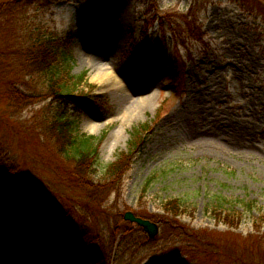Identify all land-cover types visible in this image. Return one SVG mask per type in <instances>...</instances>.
<instances>
[{
    "label": "rangeland",
    "instance_id": "374dc122",
    "mask_svg": "<svg viewBox=\"0 0 264 264\" xmlns=\"http://www.w3.org/2000/svg\"><path fill=\"white\" fill-rule=\"evenodd\" d=\"M25 1L0 17V95L9 78L36 95L15 111L0 96V220L17 227L46 202L35 220L92 234L108 264H264V0H107L117 19L92 39L80 12L99 0ZM35 30L73 33L71 96L18 77L14 50ZM63 110L98 142L85 184L42 136L41 115ZM145 129L129 170L107 184L105 166ZM173 198L183 213L164 209ZM129 210L158 225L154 238ZM1 239L0 264H13L15 242Z\"/></svg>",
    "mask_w": 264,
    "mask_h": 264
},
{
    "label": "trees",
    "instance_id": "16d2710c",
    "mask_svg": "<svg viewBox=\"0 0 264 264\" xmlns=\"http://www.w3.org/2000/svg\"><path fill=\"white\" fill-rule=\"evenodd\" d=\"M253 1L263 4L261 0ZM27 4L28 1L25 0L2 2L0 3V17L9 14V9L18 11ZM80 16L84 33L91 39L107 37L110 34L111 26L117 19L115 13L108 6L107 0H99L82 13L80 12ZM72 37L71 30L62 34H57L52 30L42 33L36 30L28 32L26 39L23 42L20 41L17 50H14L17 56L16 62L19 65L18 77L35 73L41 79L44 90L49 95L71 96L69 92L73 90V87L70 86V81L73 78L70 64ZM82 78L83 73L76 79L80 81ZM11 80L12 78L6 80L8 83L7 92H1L0 96L7 95V101L11 102L12 109L15 111L23 103H32L36 95L25 92ZM79 100L83 104L88 102L89 105H96V101H90L83 97H79ZM41 116L42 136L53 144L59 154L73 162L74 175L84 183V176H89L96 170L98 142H95L92 136L79 134L73 126V121L65 115L64 110L56 111L53 114L43 113ZM146 132L147 129L132 132L126 151L118 153L115 160L105 166L103 174L107 184L118 183L129 170L134 157L145 142ZM6 160H9V157L0 148V171L8 163ZM46 206L45 202L40 209L34 212L33 216L19 220L17 227H13V222L8 218H1V241L12 239L15 242V252L12 255L13 264L16 263V258H20L22 264H108L111 261L106 245L98 244L92 234L79 232L73 235L61 227H56L52 222H40V218L35 220L43 214ZM163 207L172 215H178L185 211L177 198L167 200ZM213 214L218 219H225L224 217L231 215L221 210H214ZM227 220L229 221V219ZM262 220L264 221V216H262ZM26 243H28L27 248H25ZM23 249H25L24 254L22 253Z\"/></svg>",
    "mask_w": 264,
    "mask_h": 264
},
{
    "label": "water",
    "instance_id": "95a60500",
    "mask_svg": "<svg viewBox=\"0 0 264 264\" xmlns=\"http://www.w3.org/2000/svg\"><path fill=\"white\" fill-rule=\"evenodd\" d=\"M123 217L125 220L135 223L136 226L141 227L149 238H154L158 233V225L155 222L147 218L137 216L130 210L126 211Z\"/></svg>",
    "mask_w": 264,
    "mask_h": 264
},
{
    "label": "bare ground",
    "instance_id": "6f19581e",
    "mask_svg": "<svg viewBox=\"0 0 264 264\" xmlns=\"http://www.w3.org/2000/svg\"><path fill=\"white\" fill-rule=\"evenodd\" d=\"M102 74H103L104 76H107L108 78H111L112 80L115 78V74H114V72H113L112 70H110L109 67H104V68L102 69ZM90 128H93V125L90 126Z\"/></svg>",
    "mask_w": 264,
    "mask_h": 264
}]
</instances>
